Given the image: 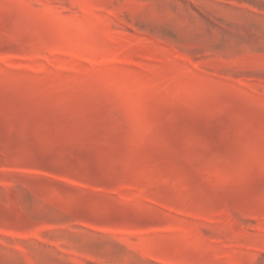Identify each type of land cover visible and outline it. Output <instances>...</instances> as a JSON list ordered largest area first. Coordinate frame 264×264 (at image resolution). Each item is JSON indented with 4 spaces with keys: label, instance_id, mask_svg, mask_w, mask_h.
<instances>
[{
    "label": "rangeland",
    "instance_id": "obj_1",
    "mask_svg": "<svg viewBox=\"0 0 264 264\" xmlns=\"http://www.w3.org/2000/svg\"><path fill=\"white\" fill-rule=\"evenodd\" d=\"M0 264H264V0H0Z\"/></svg>",
    "mask_w": 264,
    "mask_h": 264
}]
</instances>
